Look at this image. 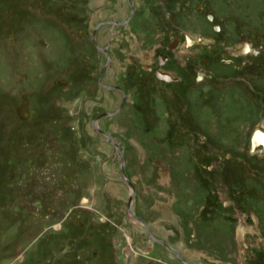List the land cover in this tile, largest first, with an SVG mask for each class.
I'll return each instance as SVG.
<instances>
[{"label": "rangeland", "instance_id": "obj_1", "mask_svg": "<svg viewBox=\"0 0 264 264\" xmlns=\"http://www.w3.org/2000/svg\"><path fill=\"white\" fill-rule=\"evenodd\" d=\"M132 3L131 21L97 33L103 83L127 93L100 118L122 96L99 85L92 29L124 20L126 0H0V264H183L141 218L190 264H264V155L248 139L264 127V0ZM243 38L260 57L222 56ZM158 51L178 80L145 68ZM93 120L120 138L133 214Z\"/></svg>", "mask_w": 264, "mask_h": 264}, {"label": "flooded vegetation", "instance_id": "obj_2", "mask_svg": "<svg viewBox=\"0 0 264 264\" xmlns=\"http://www.w3.org/2000/svg\"><path fill=\"white\" fill-rule=\"evenodd\" d=\"M126 3H127V5H128V8H129V13H128V16L124 19V20H110V19H107V20H101V21H98L97 22V24L94 26V28L92 29V42H93V44H94V46H95V48H96V50L98 51V52H100V53H103V54H105V59H106V61H105V64H104V66H103V68H102V70H101V72H100V76H99V85L102 87V88H104V90H118L120 93H121V96H122V105H119V106H117V108H116V110H113V112L112 111H104V112H102V113H100L98 116H100V118H102V117H108V115H107V113H110V112H112V114H110V115H115L116 113H118L119 112V110H122V108L123 107H125L124 105H126V102H127V93L124 91L125 90V88L124 87H122V86H120V85H118V84H109V83H103V76H104V74H105V72H106V70H108L109 68H110V66L112 65V58H111V55H110V49L108 48V47H106V46H104L103 44H101V45H103L104 47H102V46H100L98 43H97V37H98V35H97V33H98V31L102 28V27H104V26H108V27H112V26H114V25H119V26H123V25H126L129 21H131L133 18H134V16H135V14H136V7H135V4H133L132 3V0H126ZM170 4L172 3V2H169ZM162 6H167L166 4L164 5V4H162ZM166 12H168V9H164ZM214 13L213 12H208V16H209V18H211V19H213V17H214ZM166 18H168V19H171V16L170 15H168ZM215 29L216 30H221L222 28H221V26L220 25H218V24H215ZM169 33H171L172 35H171V42H172V44L170 45V42H168L169 43V45L171 46V47H173L174 46V44L175 45H177V44H180V42H181V39L180 38H177V36H176V34H174V32L170 29L169 30ZM99 34V33H98ZM185 37V39H184V44L185 45H187V46H192V45H195V44H200V42H202V40H203V38L201 37V38H197V37H195V36H191L190 34H187V36H184ZM177 38V39H176ZM195 39V40H194ZM207 39H208V41H215V38L214 37H207ZM225 44H226V42H225ZM235 44H236V46L235 47H233V48H231L230 50H229V52L227 53V52H222V56H224V57H228V56H230V57H232V58H234V59H238V58H240L241 56H243V57H246V56H248V55H256V57H260L261 55H260V53L262 52L261 51V49H259V48H256L255 46H253V42L249 39V38H243L242 39V41H241V43L240 42H235ZM204 45V44H203ZM200 46H202V43H201V45ZM254 48H253V47ZM204 47V46H203ZM243 51H245L246 53H243ZM256 52V53H255ZM236 54V55H235ZM194 57V56H193ZM157 60H158V63H159V66H156V67H154L155 68V70H153V68L151 67V66H148V67H145L147 70H152V71H154L155 72V76L159 79V80H162V81H167L168 82V80H169V82H171V81H174V79L175 80H178V79H176V76H174L171 72H169V71H165L164 69L162 70V69H160V67L161 66H164L167 62H168V60H170L169 59V55H167V54H165L164 52H161V51H158L157 52ZM204 62H207V59H205L204 58ZM244 65H247V62H245L244 61ZM106 68V69H105ZM105 69V70H104ZM163 75V76H162ZM162 78V79H161ZM204 78H206L205 77V74H202V73H199L198 75H197V80H199V81H203L204 82ZM165 79H167V80H165ZM252 91V90H251ZM22 105H24V104H22ZM21 105V106H22ZM21 106H19V107H21ZM18 107V108H19ZM114 117V116H113ZM94 123V120L92 121V125H91V130H92V132H95V133H98V134H102V135H104V136H106V140H107V142L110 144V145H112L113 146V148H114V152L116 153V150L118 149V150H120V145L121 144H119V137L117 136V135H113L114 137H116V141H112L111 139V137H109V136H107L104 132H102V131H105V132H108V131H106V130H104V129H102V128H100V126L99 127H97L96 125H95V123ZM98 123V122H97ZM99 125V124H98ZM261 132H264V127L263 126H257V127H254L253 128V130L249 133V135H248V139H249V142H250V145L252 146V143H253V141H254V139H256L257 138V140H259V141H261V139H262V137H261ZM87 133H89L88 132V130L86 129V132H85V135L87 134ZM110 134H112V133H110ZM90 145H91V142L87 145V147L88 148H90ZM118 145V146H117ZM116 146L118 147V148H116ZM252 148V147H251ZM123 151V149L121 148V150H120V152H122ZM259 151H261V155L263 154L264 155V145L263 144H260L259 145V147L257 148V149H255V151L252 153V154H256V152H259ZM122 153H124V151L122 152ZM117 155L120 157V160H122V155L121 154H119V152H117ZM125 156V155H124ZM123 156V157H124ZM137 218H139V217H137ZM141 221H143L144 222V225H145V227H144V229H145V231H146V234H147V236L150 238V240H152L153 242H156V243H159V244H161V245H164V246H166L170 251V253H171V255H173L176 259H177V261L178 262H181L180 261V259H178V258H181L182 260H184L183 259V256H182V254L180 253V251H179V249H177V248H175L171 243H169L168 241H166V240H164V239H161V238H154V237H152V233H151V228H150V226L141 218ZM185 261V260H184ZM186 262V261H185ZM200 263L202 262V261H199ZM183 263V262H182ZM188 263V262H187ZM196 263V262H195ZM183 264H185V263H183ZM188 264H190V263H188ZM196 264H199V263H196ZM203 264H210L209 262H207V261H204V263Z\"/></svg>", "mask_w": 264, "mask_h": 264}, {"label": "water", "instance_id": "obj_3", "mask_svg": "<svg viewBox=\"0 0 264 264\" xmlns=\"http://www.w3.org/2000/svg\"><path fill=\"white\" fill-rule=\"evenodd\" d=\"M18 113L21 115L22 118L29 119L30 118V107H29V104L26 103V104L22 105L21 107H19L18 108ZM261 137H262V139L260 141V144H263L264 145V132H261ZM258 144H259L258 143V140L253 141V143H252V149H254ZM119 154L122 155V153L120 151H119ZM121 176H122V179L124 180V182H126L134 190V185L126 177V174H125V165H123V164H122ZM134 195H135V192L133 191L132 194H131V196H130V198H129V202H128V209H129V211H131V202H132V199H134ZM182 262L185 263V264H188L184 260H182Z\"/></svg>", "mask_w": 264, "mask_h": 264}, {"label": "bare ground", "instance_id": "obj_4", "mask_svg": "<svg viewBox=\"0 0 264 264\" xmlns=\"http://www.w3.org/2000/svg\"><path fill=\"white\" fill-rule=\"evenodd\" d=\"M243 53H246L245 51H243ZM236 55V54H235ZM165 80H167V79H165ZM169 81V80H168ZM19 114V113H18ZM30 115H31V112H30ZM19 116L21 117V115L19 114ZM22 118V117H21ZM22 119H24V118H22ZM25 120V119H24ZM95 124H96V122H95ZM111 135V134H110ZM255 140H257V138L255 139ZM254 140V141H255ZM258 145L254 148V149H252L251 148V150H252V152H254L255 151V149H257L258 147H259V145H260V141L258 140ZM119 144H120V142H119ZM118 146V145H117ZM116 146V148H118ZM120 147V149L122 148V146L120 145L119 146ZM119 149V148H118ZM116 150L117 152H119L120 150ZM123 149V148H122ZM122 153V152H121ZM123 153H122V160H120L121 161V163L123 164V165H125V168H126V161H125V159L123 158ZM125 161V162H124ZM125 174H126V171H125ZM132 189V191H134L135 192V190H133V188H131ZM135 199V198H134ZM134 199H132V202L134 201ZM132 202H131V205H132ZM131 214H133V212L131 211ZM137 217V216H136ZM138 221H140L142 224H144V222L143 221H141V220H138ZM178 259H180V261L182 262V260H181V258H178ZM204 262H201V264H203ZM200 264V263H199Z\"/></svg>", "mask_w": 264, "mask_h": 264}]
</instances>
